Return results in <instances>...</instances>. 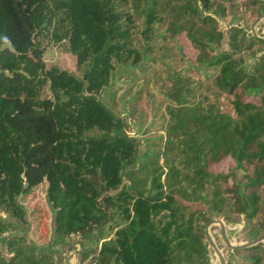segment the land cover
Returning <instances> with one entry per match:
<instances>
[{"label":"trees","instance_id":"obj_1","mask_svg":"<svg viewBox=\"0 0 264 264\" xmlns=\"http://www.w3.org/2000/svg\"><path fill=\"white\" fill-rule=\"evenodd\" d=\"M216 219L264 264V0H0V264H220Z\"/></svg>","mask_w":264,"mask_h":264},{"label":"rangeland","instance_id":"obj_2","mask_svg":"<svg viewBox=\"0 0 264 264\" xmlns=\"http://www.w3.org/2000/svg\"><path fill=\"white\" fill-rule=\"evenodd\" d=\"M43 44L45 45V49L44 52L42 54V58L43 61L46 65V67H50L52 65H56L58 67L67 69V70H75L76 69V63L74 60V57H72L67 49L61 45V43H47L46 39H43ZM177 44L180 46V52L183 53L184 55V60L180 59L181 61L179 62H175V66L176 68H179L182 65H189L187 64L190 62H193V58H194V49L191 47L189 39L185 36V35H181L177 37ZM177 50V49H176ZM179 57V56H178ZM116 112H118L117 114H122V115H126V111L120 109L118 106L116 107ZM143 119L144 115H143ZM131 120H133L132 118L130 119V122H132ZM161 118L158 119L155 123V125L149 127V130H147V125L149 124V120L147 119L146 123H144L145 125L141 128H139L138 131H136V129H133L135 132H133L132 134L134 136H158L159 134H162L164 131L161 130L163 127H161ZM144 122V121H142ZM131 133V132H130ZM227 163H231L230 160L226 159L224 160L223 164H227ZM46 186L47 183L44 182L42 184H40L34 191V193H32L30 196H28L27 201H29L30 204L36 203L39 204V206L45 207L49 210V206L47 204L46 201V197H45V190H46ZM51 212H49V220H48V227H46V229L48 230V232H45V228H41V226L39 227V229L36 232H33L31 230L28 231V235L34 236V239L39 243V244H47L48 241V237H49V233L53 227V223H52V216L50 214ZM44 220V219H43ZM224 228H221V226L218 224V220H214L212 221L210 224L207 225L206 230L208 232V240L211 243V247H213L216 251H218V253L220 252V254L222 255V257L224 256L223 253H221L222 251V238L223 236L225 237V240L228 243H231L232 245H235L236 243L234 242V235H232L233 233V228L227 230L225 228V225L223 224ZM233 229V230H232ZM222 234V237H221ZM217 235V236H216ZM219 239V241H218ZM215 241L217 243V245L215 244ZM219 247V248H218ZM73 252V251H72ZM72 252H66L65 250L62 252L61 256L64 258L65 257V261L63 264H75V257H73V255H71ZM75 255V253H74ZM225 255L228 256V254L225 251ZM224 258V257H223ZM212 264H217V259L216 258H212Z\"/></svg>","mask_w":264,"mask_h":264},{"label":"water","instance_id":"obj_3","mask_svg":"<svg viewBox=\"0 0 264 264\" xmlns=\"http://www.w3.org/2000/svg\"><path fill=\"white\" fill-rule=\"evenodd\" d=\"M218 224L221 226V228H224L223 223H222L221 220H218ZM258 240H261V239L253 240V241H250V242H246L242 246H247V245H249L251 243H254V242L258 241ZM218 256H219V259H220V264H224V258L222 257V255L220 254V252L218 253Z\"/></svg>","mask_w":264,"mask_h":264}]
</instances>
